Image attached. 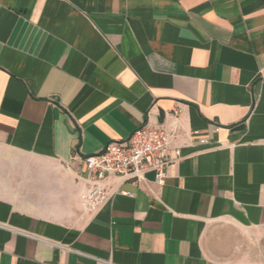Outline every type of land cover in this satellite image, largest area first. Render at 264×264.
<instances>
[{"label":"crops","instance_id":"obj_1","mask_svg":"<svg viewBox=\"0 0 264 264\" xmlns=\"http://www.w3.org/2000/svg\"><path fill=\"white\" fill-rule=\"evenodd\" d=\"M145 123L161 185L82 177ZM0 264H264V0H0Z\"/></svg>","mask_w":264,"mask_h":264},{"label":"built area","instance_id":"obj_2","mask_svg":"<svg viewBox=\"0 0 264 264\" xmlns=\"http://www.w3.org/2000/svg\"><path fill=\"white\" fill-rule=\"evenodd\" d=\"M176 114V109H172ZM191 134L205 143L199 131ZM175 129L150 123L136 127L124 141H109L99 151L83 157L82 177L90 183L103 181L109 175L141 181L151 171L154 182L161 185L166 169L181 159L180 147L172 144Z\"/></svg>","mask_w":264,"mask_h":264}]
</instances>
